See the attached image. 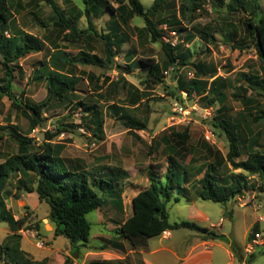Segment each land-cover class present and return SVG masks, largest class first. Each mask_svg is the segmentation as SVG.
Instances as JSON below:
<instances>
[{
	"label": "rangeland",
	"instance_id": "1",
	"mask_svg": "<svg viewBox=\"0 0 264 264\" xmlns=\"http://www.w3.org/2000/svg\"><path fill=\"white\" fill-rule=\"evenodd\" d=\"M57 1L68 16L77 17L75 23L79 28H90L92 24L93 28L83 37L70 35L68 29L55 25L51 8L45 3L36 6L35 12L17 13L6 35L10 36L15 29L21 28L28 34L37 35L42 47L40 50L30 51L12 64L15 69L12 89L20 102L35 104L47 97L48 77L55 71L72 73L81 79L66 101L54 99L44 108L43 122L36 126L33 125L32 114L28 108L14 103L6 94L2 95L0 162L19 151V141L13 133L19 132L32 138L31 151H37L38 145L47 139V131L67 127L68 130L61 132L54 141L65 144L62 155L70 163L82 164L89 169L103 167L108 171L119 169L125 172L124 176L119 177L123 203L125 201L123 208L109 202L102 209L88 214L92 231L84 246L88 250L93 248L103 252L100 256L113 258L116 255V242L123 243L122 254L128 253L131 248L119 232L120 224L131 213V197L150 184L151 173L157 175L162 184L165 182L169 156L177 157L178 163L187 170L185 183L192 181L189 186L194 184V196L204 174L202 169L207 163L214 162L219 175L232 169L227 158L228 138L224 133H219L212 124L213 118L229 117L241 121L244 133L241 139L242 154L238 159L246 157L247 143L252 137L258 139V147L264 145V120L255 118L264 109V62L258 56L253 37L249 34L247 22L251 17L250 11H232L227 4H218L217 0L208 1L196 11L189 9L185 16L179 11L182 0H168L163 8L151 9L150 15L160 23L161 35L158 40H154L145 28L146 22L142 16L134 15L124 22L120 9L114 14L107 10L104 14L90 13L88 16L85 12L88 4L85 0ZM107 1L115 9L123 3L126 7L123 12L128 14L129 0ZM141 1L148 9L155 0ZM261 3L264 12V0ZM174 13H177L180 24L161 23L162 19ZM208 25L211 26L209 33L214 38L203 36L199 30ZM112 27L118 29L120 37V40H116L119 45L114 48L117 51L114 62H105L104 66H99L76 61L78 53L83 50L106 59L105 35H113ZM173 30L176 34L172 33ZM164 41L178 44V53H182L187 59L186 63H182L178 56L177 70L169 73H165V70L172 63H169L163 48ZM61 52L67 53L72 60L63 58L60 61L59 58L56 61ZM140 58L159 63L163 81L151 80L149 67L137 66L136 61ZM1 60L0 53V76L3 74ZM196 64L203 65L207 74L200 73ZM177 71L179 75L187 78L188 72L192 71L194 76L209 79L210 82L217 77L215 84L218 90L181 100L174 94L177 89ZM247 74L255 78L251 80ZM241 87L248 89L247 95L252 97L251 101L245 103L235 95L245 94ZM183 95L185 94L182 93ZM81 100L87 104L96 103L100 108L104 118L101 131L95 132L97 123L84 106L76 107V103ZM113 103L120 109L112 107ZM181 104L186 111L180 110ZM127 115L147 122V127L130 129L122 118ZM187 126L190 129V139L187 148L183 149L182 144L172 136V131L184 130ZM207 129L215 133L213 141L205 137ZM180 150L187 151L184 158L179 156L181 152L176 153ZM216 151H219L218 156ZM19 178L20 173H16L5 183L4 189L9 192V195H5V200L7 209L14 218H23L25 223L20 226L1 219L0 215V244L11 246L10 254L0 260V264H32V261L36 264H61V254L70 246V241L64 235H55L54 224L49 219L50 204L40 199L36 191L29 192L21 186ZM250 180L260 183L257 176H252ZM27 183L28 186H35L36 180L29 177ZM179 194L182 200L177 202L172 199L169 204L170 219L192 220L201 226L215 229L212 224L225 218L222 230L229 235L231 242L241 247L240 254L244 261L252 255L246 250L248 241L257 232L261 233L264 240V191H260L258 187L245 190L226 205L198 197L196 204L209 219L197 216L187 197ZM29 228L34 231V236L24 233ZM196 234L197 230L189 228L175 229L172 239L156 235L149 239V244L151 249L170 246L181 253L187 243L185 241H189ZM17 238L20 239L19 245L15 246ZM182 239L184 243L180 245ZM215 243L231 245L221 239L215 240ZM83 247L81 251L84 253ZM214 252L218 254L217 264L227 262L229 255L224 248L214 245ZM252 253L253 260L249 264H264V241L255 245ZM135 256L130 254L124 257L122 264H136L138 256ZM144 256L149 264H180L170 251ZM92 257L89 255L85 258L82 254L74 260V264H89ZM233 264H241V261L237 260Z\"/></svg>",
	"mask_w": 264,
	"mask_h": 264
},
{
	"label": "trees",
	"instance_id": "2",
	"mask_svg": "<svg viewBox=\"0 0 264 264\" xmlns=\"http://www.w3.org/2000/svg\"><path fill=\"white\" fill-rule=\"evenodd\" d=\"M38 1L44 2L51 8L55 25L68 29L70 35L83 37L89 34V30L93 28L91 20L90 24L92 25H90V28H79L75 23L77 17L68 16L57 0ZM208 1L211 0H182L179 5L180 14L185 16L189 9L196 11ZM15 2L16 0H0V53L3 67V74L0 76V98L3 94H6L13 99L14 103L23 104L31 111L33 125L36 126L43 122L42 114L44 108L54 99L66 101L69 98V94L75 91L76 84L81 78L72 73L57 70L48 77V94L44 100L35 104L22 103L18 100L16 93L12 89L15 79V69L12 64L32 50H40L42 42L37 35L28 34L21 28L15 29L10 36L6 35L10 24L15 19ZM85 2L88 4L86 8L88 16H90L91 12L100 15L107 10L114 14L118 9L122 10L121 15L124 22H127L134 15L142 16L146 22L145 28L150 32L154 40H158L161 35L160 23L155 21L150 15V10L163 8L168 3V0H155L148 9L141 0H129L130 8L128 14L123 12L126 8L123 3L115 9L107 0H85ZM217 2L221 5L227 4L232 11H250L251 17L247 22L249 34L253 37L258 56L264 62V12L262 11L261 0H217ZM164 22L170 25H177L180 24V19L177 13H174L170 17L161 20V23ZM111 30L113 35L111 33L105 35L106 59L83 50L78 53L76 61L82 64L99 66H104L105 62H114L117 56V51L114 48L118 44L116 40H120V37L118 36L117 28L112 27ZM199 30L203 36L214 38V35L209 33L211 30L210 25ZM163 48L168 56L169 63H179L177 61L178 56L181 57L180 62H187L183 54L178 53L180 48L178 44L173 45L164 41ZM59 58L60 61L63 58L68 61L72 60L65 52H61L60 56L56 57V61ZM136 64L138 67H149L151 80L155 82L163 81L159 63L140 58L136 61ZM196 66L200 73L207 74L203 65L196 64ZM177 74V89L174 90V94L181 100H184L182 91H186L189 98H191L194 93L203 96L207 91L215 92L218 90V86L215 84L217 77L210 82L209 79L200 76L187 78L179 75L178 71ZM247 76L251 80L255 78L251 74H247ZM241 88H243L245 94L236 93L235 95L245 103L251 101L252 97L247 95L248 89ZM78 106H84L90 112L92 119L97 123L95 132L101 131L104 118L98 105L96 103L87 104L81 100L76 103V107ZM111 106L115 109H120L114 103ZM122 118H124L125 124L130 129H145L147 127V122L135 116L127 115ZM255 118L264 120V109L257 113ZM211 121L219 130V133H224L228 138L229 151L227 158L232 165V169L226 174L219 175L216 170L218 167L215 163H207L205 168L202 169L204 174L200 179V184L196 187V194L201 198L226 205L233 198L250 188L258 187L260 191H264V145L258 147V139L252 137L247 143L248 151L246 157L238 159L242 154L241 139L244 133L241 121L229 117L213 118ZM66 130H68L67 127H58L56 131H47V139L38 145L39 150L37 151H31L32 138L19 132L13 133V136L19 141V151L9 155L4 161L0 162V215L1 219L20 226L25 223L23 218H14L7 209L5 200V195H9V192L4 189L5 183L14 177L16 173H20L18 181L21 186L23 185L29 192L36 191L40 199L50 204L49 219L54 224L55 235H64L70 241L72 254L67 255L62 264H74V258L80 253L81 247L87 244L91 236L92 223L88 218V214L104 207L109 202L120 209L123 208L119 177L124 176L126 173L119 169L110 171H106L103 167L89 169L82 164L70 163L62 155L65 144L54 141L61 132ZM172 136L182 144L183 149H186L190 139V129L187 126L184 130L172 131ZM180 152L181 150L176 153ZM216 153L218 156L219 151H216ZM169 158L165 182L162 184L157 175L150 174L149 186L140 190L133 197V214L120 224V234L128 238L134 248H147L148 240L152 236L162 234L166 230L189 228L202 233L205 239L212 238L228 241L231 243V247H234L232 249L235 256L244 260L240 254L241 247H238L235 242H231L230 237L226 234L201 226L192 220H170L168 203L174 195L175 188H182L187 178V170L178 163L177 157L171 155ZM237 169H240V171H236ZM252 176H257L260 183L252 182L250 180ZM29 177L35 178V186H28L27 180ZM19 240V238L15 240L17 244L15 246L19 245ZM10 249V245L0 244V260L8 257ZM251 254L246 261L248 264L253 260L254 253ZM13 264L20 263L14 262ZM32 264H36V262L32 261ZM89 264H113V262L96 259Z\"/></svg>",
	"mask_w": 264,
	"mask_h": 264
},
{
	"label": "crops",
	"instance_id": "3",
	"mask_svg": "<svg viewBox=\"0 0 264 264\" xmlns=\"http://www.w3.org/2000/svg\"><path fill=\"white\" fill-rule=\"evenodd\" d=\"M42 4H44V2L38 1V0H16L15 6H14L15 16H16L17 13H20L22 11L35 12L36 6L42 5ZM87 7H88V5H87ZM86 8H85V12H86ZM129 8H130V6L128 7V13H129ZM91 13L94 14V12H91ZM186 154H187V151L186 152H182L181 155L179 154V156L184 158L186 156ZM106 171H108V170H106ZM186 181H187V178H186ZM191 182L192 181H188L186 183L184 182L183 185H182V188H180V189L179 188H175V190L173 192L174 195H173L172 199H175L177 202L181 201L182 197H180L179 193H182L185 197H187V200L190 203V207H192V208H194L196 210L195 212L197 213V216L205 218V219H209V216L206 215V213L203 210H201V208L198 207L197 204H196L197 198L199 196L197 194H196V196H194L192 194L193 193L192 187H193L194 184H192V186H189V184ZM148 186H145L144 188H146ZM144 188H142V189H144ZM142 189H140V190H142ZM138 192L135 193L130 199L131 213L128 214V216L125 218V220L129 216H131L133 214L132 200H133V197L138 194ZM199 198H201V197H199ZM172 199L168 203V208H169V204L172 201ZM122 201H123V198H122ZM123 204H125V201H124ZM102 208H98L96 210H99V209H102ZM169 213H170V208H169ZM224 224H225V218H220V220L218 222L212 224V227L215 228L214 229L215 231H217L219 233H224V234H226L229 237V235L222 230L223 227H224ZM180 229H182V228H180ZM174 230H166L165 234L162 233V234H159V235H161L165 239H172L173 236H174L173 235V231ZM122 239L124 241L125 240L128 241L129 244L131 245V248L128 251V253L127 252L126 253L124 252L123 254L121 253V250L123 251V243L122 242H116V247L118 249L117 248L115 249V254L116 255H114L113 258H106L104 256H100L99 254H102L103 252L97 251V250H95L93 248H91V250L90 249L88 250V248H86L85 246L84 247L82 246L83 250L85 252L83 253L82 251H80V253L74 258V260L77 259V258H80L81 255L83 254L85 258H87L89 255H91V257L93 256L91 261L98 259V260L111 261V262H113V264H122V260L124 259V257L126 258L127 256H129L131 254L133 256H135V255L138 256L137 259H136L137 260L136 264H149L148 260L144 256L145 254H155L156 252H159V251H170L180 261V264H217V256L216 255H218V254L216 252H214V245L218 244L220 247L224 248L226 253H228V255H229L228 260H227V262L225 264H233L237 260H240L241 264H246L247 263L244 260H241L239 258L237 259V257L235 256L234 251H233V249H232L230 244L224 245L223 243H215V240H219V239H212V238L205 239V238L202 237V234L199 231H198V234L193 235L192 239H190L189 241H185L187 243H185V248L183 249V251L181 253L175 251L172 248H170V246H160V247H158L156 249H151L150 244H149V240H148V246H147L148 248L139 250V249L134 248L132 246V244H131V242L129 241L128 238L122 237ZM183 243H184V241L182 239L180 241V245H182ZM58 254H60V253H58ZM71 254H72V247L70 245L69 247L66 248L65 252L61 254L62 255L61 264L65 261L66 256L67 255H71ZM94 256H96V257L98 256V258H95ZM127 264H132V263H127ZM257 264H260V263H257Z\"/></svg>",
	"mask_w": 264,
	"mask_h": 264
},
{
	"label": "built area",
	"instance_id": "4",
	"mask_svg": "<svg viewBox=\"0 0 264 264\" xmlns=\"http://www.w3.org/2000/svg\"><path fill=\"white\" fill-rule=\"evenodd\" d=\"M172 33H173V34H176V31L173 30ZM166 39L169 41L168 38H166ZM170 42H171V41H170ZM171 43H172V42H171ZM172 44L175 45V43H172ZM177 65H178V63H173V64L169 65L168 69L165 70V73H169V72H173V71H175L176 68H177ZM188 77H189V78L194 77L192 71H189V72H188ZM182 93L185 94V95H183V98H184V97H185V98L189 97V96H188V93H187L186 91H182ZM194 95H196V93H194ZM180 110H181V111L185 110L183 104L180 105ZM185 111H186V110H185ZM205 132H206V133H205V137L207 138V140H209V141H213V140H214V137H215V133H214L211 129H207ZM24 233H25L27 236H34V235H35V234H34V231H32V230H30V229L25 230ZM165 233H166V231L163 232V234H165ZM263 241H264V240H263V238H262L261 233L257 232V233L255 234V237H254L251 241H248L247 246H246V250H247L249 253H252V252L255 250V245H257V244H261V243H263Z\"/></svg>",
	"mask_w": 264,
	"mask_h": 264
}]
</instances>
